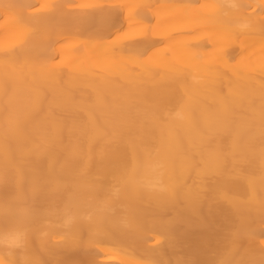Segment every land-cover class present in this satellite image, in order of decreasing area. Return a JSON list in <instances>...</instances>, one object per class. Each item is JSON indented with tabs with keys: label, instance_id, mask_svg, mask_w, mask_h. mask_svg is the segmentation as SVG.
Returning <instances> with one entry per match:
<instances>
[{
	"label": "bare ground",
	"instance_id": "1",
	"mask_svg": "<svg viewBox=\"0 0 264 264\" xmlns=\"http://www.w3.org/2000/svg\"><path fill=\"white\" fill-rule=\"evenodd\" d=\"M0 264H264V0H0Z\"/></svg>",
	"mask_w": 264,
	"mask_h": 264
}]
</instances>
